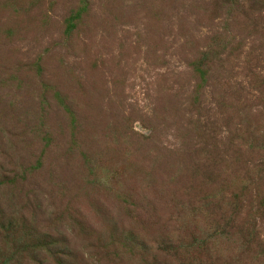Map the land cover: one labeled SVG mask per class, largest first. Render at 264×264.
I'll list each match as a JSON object with an SVG mask.
<instances>
[{
    "label": "rangeland",
    "instance_id": "374dc122",
    "mask_svg": "<svg viewBox=\"0 0 264 264\" xmlns=\"http://www.w3.org/2000/svg\"><path fill=\"white\" fill-rule=\"evenodd\" d=\"M0 264H264V0H0Z\"/></svg>",
    "mask_w": 264,
    "mask_h": 264
}]
</instances>
